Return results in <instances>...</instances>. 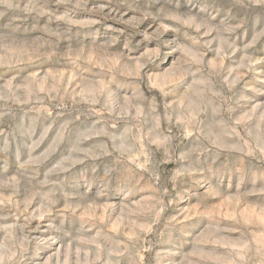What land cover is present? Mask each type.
<instances>
[{"label":"rangeland","instance_id":"374dc122","mask_svg":"<svg viewBox=\"0 0 264 264\" xmlns=\"http://www.w3.org/2000/svg\"><path fill=\"white\" fill-rule=\"evenodd\" d=\"M0 264H264V0H0Z\"/></svg>","mask_w":264,"mask_h":264}]
</instances>
